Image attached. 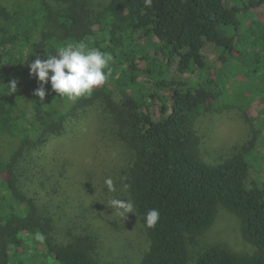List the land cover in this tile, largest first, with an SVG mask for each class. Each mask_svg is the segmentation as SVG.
I'll return each mask as SVG.
<instances>
[{
  "label": "trees",
  "instance_id": "1",
  "mask_svg": "<svg viewBox=\"0 0 264 264\" xmlns=\"http://www.w3.org/2000/svg\"><path fill=\"white\" fill-rule=\"evenodd\" d=\"M91 3L0 0V264H100L90 225L68 227L73 199L58 189L66 169L46 151L95 112V132L121 149L109 176L128 185L148 239L137 264H264V189L246 184L261 130L211 165L194 127L207 111L253 121L256 103L264 123V0H110L94 13ZM81 41L112 54L106 83L70 100L49 82L41 101L29 63ZM218 206L239 218L256 252L210 246L190 262L187 238L208 230ZM153 208L160 219L148 228Z\"/></svg>",
  "mask_w": 264,
  "mask_h": 264
},
{
  "label": "rangeland",
  "instance_id": "2",
  "mask_svg": "<svg viewBox=\"0 0 264 264\" xmlns=\"http://www.w3.org/2000/svg\"><path fill=\"white\" fill-rule=\"evenodd\" d=\"M91 1V12L94 13L110 0ZM53 6L55 10L63 7L60 5L57 8L55 4ZM255 84L258 83H253L256 89ZM166 95L170 96L169 93ZM259 109L260 103L254 104L251 110L253 121H247L240 112L232 109L222 113L202 112L197 116L194 127L199 138V155L211 165L222 163L250 140L253 131L261 130L257 134L255 147L246 157L250 166L246 184L252 183L264 189V123L260 121L262 117L258 114ZM151 111L154 118H158L157 105H153ZM94 116L96 117V112L92 113L89 120L68 127L62 136L51 139L46 146V151L53 152L64 164L67 172L60 180L58 189L61 193L65 189L69 190V194L65 193L73 199L72 205L75 209L63 210L66 217L71 219L68 222L69 228L79 224L84 228L90 225L96 234L97 246L93 255L98 263L137 264L141 252L147 248L148 239L133 214L124 219L107 206L112 198L130 199L123 179L119 175L115 179L109 176L111 171L118 168L121 149L113 143L109 135L111 142L95 132ZM107 178L112 179L114 191H109L105 185ZM186 245L190 262L194 261L199 252L210 246H221L238 255H251L256 252V248L243 239L239 218L220 206L216 208L208 230L189 236Z\"/></svg>",
  "mask_w": 264,
  "mask_h": 264
},
{
  "label": "clouds",
  "instance_id": "3",
  "mask_svg": "<svg viewBox=\"0 0 264 264\" xmlns=\"http://www.w3.org/2000/svg\"><path fill=\"white\" fill-rule=\"evenodd\" d=\"M152 0H144V6L150 8ZM46 58H37L29 63L30 75H34L40 82V87L34 92L41 101L46 95L45 84L50 82L51 89L59 96L70 100L90 95L92 90L106 83L111 74L110 64L113 61L111 53L102 52L96 48H89L83 41L60 47L55 53L45 54ZM9 91H17V82L13 80ZM109 191H114L113 181H104ZM125 188L128 185H124ZM120 217L126 219L129 214H135V206L131 200L112 198L108 205ZM145 224L153 228L160 219L158 209H149L145 214ZM37 239L43 237L37 234Z\"/></svg>",
  "mask_w": 264,
  "mask_h": 264
}]
</instances>
